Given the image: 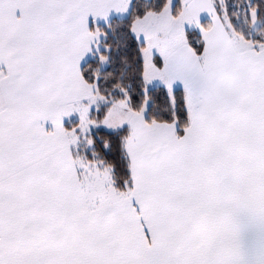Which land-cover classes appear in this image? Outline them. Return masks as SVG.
I'll return each instance as SVG.
<instances>
[{
    "label": "snow or ice",
    "instance_id": "1",
    "mask_svg": "<svg viewBox=\"0 0 264 264\" xmlns=\"http://www.w3.org/2000/svg\"><path fill=\"white\" fill-rule=\"evenodd\" d=\"M0 264H264V0H0Z\"/></svg>",
    "mask_w": 264,
    "mask_h": 264
}]
</instances>
